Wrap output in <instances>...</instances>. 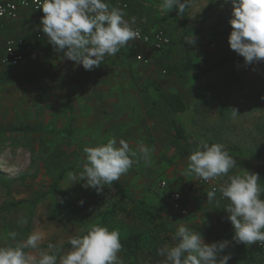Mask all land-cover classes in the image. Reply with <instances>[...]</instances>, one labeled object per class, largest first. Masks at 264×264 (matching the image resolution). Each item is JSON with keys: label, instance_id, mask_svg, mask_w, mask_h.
<instances>
[{"label": "rangeland", "instance_id": "374dc122", "mask_svg": "<svg viewBox=\"0 0 264 264\" xmlns=\"http://www.w3.org/2000/svg\"><path fill=\"white\" fill-rule=\"evenodd\" d=\"M141 2L156 8L148 9L162 25L173 21L168 18H172L175 8L165 15L160 12V0ZM231 14L230 0H189L180 27L168 26L176 52L169 58L173 62L160 65L153 76L171 90L185 93L191 108L177 121L189 137L186 141L172 143L169 134L174 131L173 121L167 117L170 131L162 129L154 138L151 132L157 122L151 123L148 116L131 109L132 82L143 80L148 70H138L126 56L106 57L100 67L86 71L56 54L44 58L35 68L21 64L0 72V129L31 126L41 130L0 132V246L16 242L9 238L12 231L20 234L17 241L38 231L44 236L41 247L62 244L67 251L71 247L69 238L97 224L106 208L109 187L105 185L102 192H97L83 187V181L71 185L66 178L69 172L82 170L85 146L106 143L111 137L126 140L134 150L140 143L152 150L150 166L134 164L117 182L138 199L159 207L175 231L184 224L201 232L208 243L227 239L224 226L233 234L225 212L224 216L221 212L219 221L212 215H207L204 222L200 220L201 203L214 210L217 205L207 201L208 190L200 178L186 175L187 157L201 140L223 144L237 163L249 159L257 168L264 165V61L245 65L243 57L233 60L238 55L228 43ZM178 30L179 38L175 32ZM191 35L196 38L194 45L183 41ZM184 48L192 58L197 51L205 54L204 60L194 58L195 69L207 63L208 71L202 77L176 74V68H181L187 57ZM138 55L141 54H136V63ZM124 86L128 88L122 89ZM66 91L72 97L65 96ZM122 91L126 94L116 96ZM109 99L111 103L106 105ZM69 103L76 116L70 139L54 133L67 125ZM232 109L238 112L235 117ZM156 142L161 147H156ZM162 182L168 188L162 187ZM172 191L182 194L187 217L174 209ZM20 219L26 224L19 226ZM243 246L232 243L226 249L232 256L228 264L243 263L248 257ZM118 255L123 264H128L123 249Z\"/></svg>", "mask_w": 264, "mask_h": 264}, {"label": "clouds", "instance_id": "9594fccd", "mask_svg": "<svg viewBox=\"0 0 264 264\" xmlns=\"http://www.w3.org/2000/svg\"><path fill=\"white\" fill-rule=\"evenodd\" d=\"M34 2L43 12L40 29L54 51L62 53V60L73 61L86 71L100 67L106 57L115 56L140 36L133 27L136 18L125 19L123 9L111 6L107 0ZM230 2V49L243 57L245 65L264 61V0ZM188 6L189 0H160L159 4L165 15L175 8L178 15L184 16ZM183 41L194 45L196 38L191 35ZM231 113L233 117L238 114L235 109ZM83 153L82 170L69 172L66 179L71 185L83 181V187L97 192L119 180L134 164L143 162L150 166L152 163V150L148 146L140 143L134 150L126 140L117 141L115 137L97 146H85ZM187 160L186 175L203 181L226 177L206 195L209 203H219L217 192L220 199L228 201L224 211L233 227L232 240L206 243L201 232L181 224L172 236L173 243L157 249V254L163 258L161 264H228L232 256L226 249L233 242L264 244V199H261L264 187L258 183L259 175L244 169L242 173L229 174L239 166L221 143L201 140ZM26 222L20 219L17 223L23 226ZM19 235L17 231L10 232L9 238L16 242L0 246V264H123L118 255L122 249L120 232L107 226L92 224L82 229L81 234L69 238L71 247L67 251L62 244L49 243L47 248L41 247L44 236L38 231L17 241Z\"/></svg>", "mask_w": 264, "mask_h": 264}, {"label": "crops", "instance_id": "0c3cea01", "mask_svg": "<svg viewBox=\"0 0 264 264\" xmlns=\"http://www.w3.org/2000/svg\"><path fill=\"white\" fill-rule=\"evenodd\" d=\"M107 2L113 7H117V5L120 2L126 3L128 5V8L126 10H123L126 13L125 19L131 20L132 17H135L136 23L135 25H133V27L135 29H140L141 31L151 34V35L154 34L158 30H164L171 36V32L168 26L172 27L173 29L175 26H178L179 28L180 23L183 21V20H180L178 24V23H175V20H173L170 23L171 25L168 22L166 25H162L161 20H156L153 17L152 12L148 9V8H152V9H156V8H153L147 2L143 4L141 0H107ZM133 2H135V4L132 6L131 3ZM168 20H172V19L168 18ZM175 32H177L176 36L179 38L181 36L179 30ZM38 33H42V30L40 29V22L38 20V15L33 12L27 11V10H21L17 19H14V20L6 19L0 23V54L4 52L6 44L9 39H12V38L24 39L25 41L32 44L33 50L30 53H27L25 55V59L22 65L26 64V66L29 67L31 64L35 68V66L39 65L44 60V58L48 56L49 57L55 56L56 54H58L54 51L52 45L48 43L46 35H44V37L41 39L36 38V35ZM176 48L177 47L173 48L171 45L164 51L157 52L150 45L139 43L136 40H134V41H130L129 44L125 46V48H121L120 51L116 54L120 58H122L123 56H126V58H128V61L131 62V65H136L138 70H141V71L148 70L147 75L142 77L143 80L140 79V80H136L132 82L131 88L133 89L132 92L134 94V97H133L134 101L132 103V101L130 100L131 102L129 101L130 102L129 105L131 109L134 107L135 111H138L139 113H141L142 116H146V117L148 116V119L152 120L151 123L157 122L156 127H153L155 129L151 132L154 138H157L158 136H160L162 129L163 131L164 130L170 131L169 125L167 124L165 117L172 119L173 121L172 129L174 130V124L180 125L177 119L181 115H184L185 113H187L189 111V108H191L190 103L185 98L184 92L178 91V90H171L170 87L165 86L164 82L158 81L153 76V74L156 73L155 70L160 65H163L169 62V58L173 56V54H175L176 51H174V49ZM184 51L186 52V48H184ZM137 53L141 54L144 58H147L149 62L152 64L149 63L148 65H145L140 62L136 63L135 61H136ZM61 56H62V53H61ZM172 62L173 61L171 60L169 63H172ZM143 65L148 66V67H143ZM174 67H177V66H174ZM4 69H9V68L0 66V72H2ZM11 69L13 68H10V70ZM179 69L176 68V74L178 76H179L178 74ZM36 71H38V69H36ZM155 76L158 77L157 75ZM127 88H128L127 86L126 87L124 86V88L122 89L125 90ZM157 91H160L166 95H174V94L180 95L182 99L184 100L185 104L188 106V110L183 114L163 111L161 109V103L158 101ZM118 94L120 96V95L126 94V92H123V91L121 93L117 92L116 96H118ZM65 96L72 97L70 92H67V91L65 93ZM193 100L197 101V96H194ZM110 103L111 101L109 99L106 102V105ZM163 120L165 121V123H163ZM148 124H150V122H148ZM171 132L172 133L171 135L169 134V136L172 140V143H177L178 141L174 142L173 137H172V134H174V131L171 130ZM181 140L182 139H180L179 141ZM155 145L156 147H161L159 145V142H156ZM251 162L252 161H250L249 159H245L241 163H237L239 167L231 170L229 174H235L236 172L242 173L243 169L249 172H252V173H257L260 177L258 183L263 187L264 185V165L261 164V166L257 168V166L252 165ZM224 179H226V177L220 178V184L223 183ZM205 188H207L208 191L211 190L207 186H205ZM175 192H178V191H175ZM217 196H218L217 199L219 200V203H217L216 201H213V202H216V205H217V206H213L215 207V210L212 207L209 208V205L207 207L206 204H204L205 202L200 204V207L203 206V209L200 210L201 212L200 214L203 216V218H201L200 220H203V222L206 220L207 215L208 216L212 215V218H214L215 221L221 220L219 218L221 212H223V216H224V212H225L224 209H225V206L228 204V201L226 199H220V194ZM197 199H201V198H197ZM261 199H264V193L261 194ZM226 215L228 216L227 213ZM227 229H230V228L227 226H224L223 228L224 232H227ZM205 241H207V239H205ZM252 245L243 246L242 249L245 250V253H248L247 254L248 257H246V259L243 260L242 264H246L247 261L249 262V264H264V255L257 253L255 245L254 244Z\"/></svg>", "mask_w": 264, "mask_h": 264}, {"label": "trees", "instance_id": "16d2710c", "mask_svg": "<svg viewBox=\"0 0 264 264\" xmlns=\"http://www.w3.org/2000/svg\"><path fill=\"white\" fill-rule=\"evenodd\" d=\"M171 16V19L178 24L183 19L176 10ZM186 52L185 63L178 70L179 76L184 77L190 74L197 78L202 77L208 71L207 63L195 69L194 58L195 60H204L206 58L205 54L197 51L195 57L192 58L187 49ZM239 58L242 57L238 55L233 60ZM33 79L31 78V80ZM157 96L163 111L183 114L188 110V106L178 94L166 95L157 91ZM69 112L70 119L67 125L62 130L54 133L70 139L74 135L76 120L75 109L71 103H69ZM2 132L40 133L41 130H36L31 126H23L5 129ZM172 137L174 142L180 139L184 141L189 139L183 127L179 124H174ZM62 176H60V179H62ZM107 187H109V190H107L106 208L102 210L101 219L97 224L120 232L122 249L126 253L128 264H161L163 258L157 254V249L163 245H171L173 243L172 236L175 233L162 210L145 200L138 199L130 190L121 187L117 181L107 185ZM227 233V239L232 240L233 234H231L230 229H227ZM256 250L257 253L262 254L257 248ZM246 264H249V262L247 261Z\"/></svg>", "mask_w": 264, "mask_h": 264}, {"label": "built area", "instance_id": "2783aa9c", "mask_svg": "<svg viewBox=\"0 0 264 264\" xmlns=\"http://www.w3.org/2000/svg\"><path fill=\"white\" fill-rule=\"evenodd\" d=\"M37 4L34 0H0V10L3 11V14L0 15V23L6 19H17L21 10H27L38 15V20L40 22L43 12L41 9L37 8ZM117 7L126 10L128 5L124 2H120ZM140 32L139 38L136 40L139 43L150 45L155 51L161 52L167 49L172 45V39L170 35L164 30H158L154 34H148L140 29H137ZM44 33H38L36 35L37 39L44 37ZM33 50L31 43L25 41L24 39H9L5 50L0 54V66L6 68H15L20 66L25 59V55L30 53ZM137 61L148 65L150 62L147 58H144L142 55L137 56ZM201 183L204 186L212 189L214 186L220 184V179L218 178L215 181H203ZM162 187L167 188V183L162 182ZM219 193V192H217ZM171 200L173 202V207L176 211L181 213L183 216H188V211L184 207L183 197L179 192H171ZM255 247L264 255V244L257 242L254 244Z\"/></svg>", "mask_w": 264, "mask_h": 264}]
</instances>
